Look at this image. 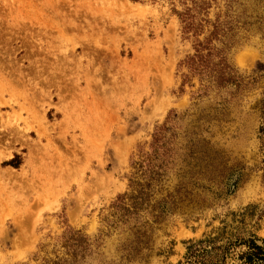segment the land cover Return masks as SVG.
<instances>
[{
	"label": "rangeland",
	"instance_id": "1",
	"mask_svg": "<svg viewBox=\"0 0 264 264\" xmlns=\"http://www.w3.org/2000/svg\"><path fill=\"white\" fill-rule=\"evenodd\" d=\"M217 26L238 87L187 67ZM263 97L264 0H0V264H245Z\"/></svg>",
	"mask_w": 264,
	"mask_h": 264
},
{
	"label": "trees",
	"instance_id": "2",
	"mask_svg": "<svg viewBox=\"0 0 264 264\" xmlns=\"http://www.w3.org/2000/svg\"><path fill=\"white\" fill-rule=\"evenodd\" d=\"M186 15H189L188 13ZM185 18H181V23L184 24V33L193 30L192 22H188ZM189 19V17H188ZM222 30L219 26L215 27L209 38H206L204 42H198L195 48V54L188 57L186 60L189 71L198 76L202 81L206 83L214 84L216 88H224L228 85L240 86V80L233 74V70L228 65L225 56L222 54L221 49H215L211 46V40H218L219 33ZM260 113V125L258 128V139L260 141V151L264 156V97L259 106ZM166 125L163 126V129ZM165 144L159 140L158 136L154 139L152 146L153 152L157 154L162 151L164 155ZM264 164V160H263ZM9 165H12L11 163ZM18 165H15L17 167ZM264 169V168H263ZM157 176L160 174L155 172ZM150 184L146 183L140 190L131 197L130 208L123 205L124 197H120L115 203L114 208L121 212L123 216H129L135 214L141 205L145 204L149 199L148 193L144 189H149ZM78 242V240H77ZM203 241L191 243L187 248V254L185 257V264H224V257L218 258V251L221 248L212 247L209 250L202 246ZM243 244L247 245V252L242 254L241 259L245 264H264V245H259L257 241L252 238ZM202 246V247H201Z\"/></svg>",
	"mask_w": 264,
	"mask_h": 264
},
{
	"label": "bare ground",
	"instance_id": "3",
	"mask_svg": "<svg viewBox=\"0 0 264 264\" xmlns=\"http://www.w3.org/2000/svg\"><path fill=\"white\" fill-rule=\"evenodd\" d=\"M32 16V15H31ZM19 21V20H18ZM246 59H244V61H245Z\"/></svg>",
	"mask_w": 264,
	"mask_h": 264
}]
</instances>
